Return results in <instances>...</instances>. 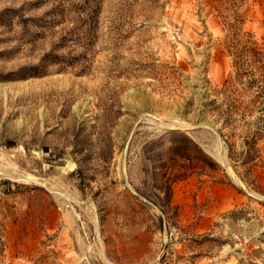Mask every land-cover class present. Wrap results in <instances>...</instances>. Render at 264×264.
Instances as JSON below:
<instances>
[{
    "label": "rangeland",
    "instance_id": "rangeland-1",
    "mask_svg": "<svg viewBox=\"0 0 264 264\" xmlns=\"http://www.w3.org/2000/svg\"><path fill=\"white\" fill-rule=\"evenodd\" d=\"M0 264H264V0H0Z\"/></svg>",
    "mask_w": 264,
    "mask_h": 264
},
{
    "label": "bare ground",
    "instance_id": "bare-ground-1",
    "mask_svg": "<svg viewBox=\"0 0 264 264\" xmlns=\"http://www.w3.org/2000/svg\"><path fill=\"white\" fill-rule=\"evenodd\" d=\"M166 127H172L173 124L172 123H163ZM154 130V129H153ZM203 147L208 151V146L207 145H203ZM219 150V148H218ZM221 153V152H220ZM223 155V156H222ZM217 158L220 162L225 164V158H224V154L222 153L221 155H217ZM5 161V160H4ZM228 163V162H227ZM3 164V163H2ZM2 167V166H1ZM61 167H58V169H60ZM2 175H4V177H6L9 180L12 181H19V182H26L27 179L29 178H34L32 175L29 174H25V175H19V174H15L14 172L7 170V171H3Z\"/></svg>",
    "mask_w": 264,
    "mask_h": 264
}]
</instances>
